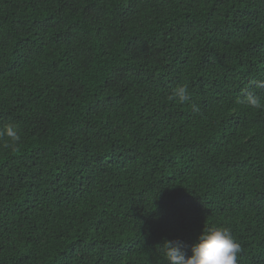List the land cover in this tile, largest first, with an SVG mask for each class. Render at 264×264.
I'll use <instances>...</instances> for the list:
<instances>
[{"label":"trees","instance_id":"16d2710c","mask_svg":"<svg viewBox=\"0 0 264 264\" xmlns=\"http://www.w3.org/2000/svg\"><path fill=\"white\" fill-rule=\"evenodd\" d=\"M253 81L264 0H0V264H167L209 228L264 264Z\"/></svg>","mask_w":264,"mask_h":264},{"label":"clouds","instance_id":"9594fccd","mask_svg":"<svg viewBox=\"0 0 264 264\" xmlns=\"http://www.w3.org/2000/svg\"><path fill=\"white\" fill-rule=\"evenodd\" d=\"M256 88H264V81H253ZM170 100L185 103L190 100L187 85H180L173 89ZM237 103L244 104L252 109L264 110V101L253 93H247ZM193 110L197 109L193 105ZM0 141L4 147L15 150L21 141L19 129L13 124L0 128ZM185 245L176 241H164L161 251L167 264H237L240 245L234 240L231 231L227 228H209L202 231L194 243L189 256L185 252Z\"/></svg>","mask_w":264,"mask_h":264}]
</instances>
